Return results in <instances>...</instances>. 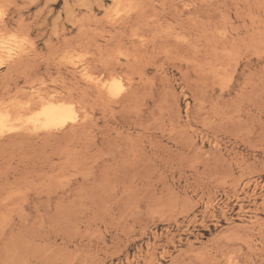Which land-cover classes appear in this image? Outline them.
<instances>
[{"label":"rangeland","instance_id":"374dc122","mask_svg":"<svg viewBox=\"0 0 264 264\" xmlns=\"http://www.w3.org/2000/svg\"><path fill=\"white\" fill-rule=\"evenodd\" d=\"M125 2L0 0V105L85 111L1 135L0 264H264V0Z\"/></svg>","mask_w":264,"mask_h":264},{"label":"bare ground","instance_id":"6f19581e","mask_svg":"<svg viewBox=\"0 0 264 264\" xmlns=\"http://www.w3.org/2000/svg\"><path fill=\"white\" fill-rule=\"evenodd\" d=\"M116 3H117V5H119L120 7H123L125 4H126V2L125 1H127V0H114ZM129 1V0H128ZM134 1V0H133ZM124 2H125V4H124ZM124 4V5H123ZM127 4H130V3H127ZM132 5V4H131ZM135 5H137V4H135ZM125 7H127V5L125 6ZM130 7V6H129ZM133 7V6H132ZM135 8H136V6H134ZM134 8V9H135ZM124 9V8H123ZM121 9H119V11H120ZM130 10H132L131 8H127V9H124V10H122L121 11V14H123L124 16H125V14L126 13H122L123 11H125V12H128V11H130ZM5 11V10H4ZM118 11V12H119ZM133 11V10H132ZM131 13V12H130ZM143 13V12H142ZM121 14H120V16H121ZM122 15V17H124ZM129 15V14H128ZM177 15V14H176ZM142 17V16H141ZM3 17H1V19H2ZM119 18H121V17H119ZM143 19V18H142ZM0 23H1V20H0ZM158 23V22H157ZM2 24V23H1ZM111 24V23H110ZM115 30V29H114ZM15 32V31H14ZM11 33V32H10ZM17 33V32H16ZM22 33V32H21ZM17 34H20L19 33V31H18V33ZM11 35L10 36V38L9 39H7L8 40V42H9V47H8V49H7V61H13L14 62V60H16V58L18 59V57H21L25 52H27L26 51V47H25V44L27 43V39L24 37V35H22V36H20V35ZM23 34V33H22ZM28 34V33H27ZM26 34V35H27ZM6 35V34H5ZM9 36V35H8ZM90 36V35H89ZM1 37V36H0ZM114 37V36H113ZM89 38V37H88ZM152 38V37H151ZM216 38V37H215ZM6 39V38H5ZM29 40V39H28ZM2 41H4V40H2ZM120 41V40H119ZM5 43V42H4ZM85 43H88V42H85ZM84 43V44H85ZM28 44V43H27ZM27 44H26V46H27ZM30 44V43H29ZM123 44V43H122ZM82 46V45H81ZM118 46V45H117ZM76 48V47H75ZM81 48V47H80ZM118 48H120V51L122 50V48L121 47H118ZM70 49V48H69ZM69 49H67V50H69ZM71 49H72V47H71ZM73 49H74V47H73ZM93 49V48H92ZM4 50H6V48H4ZM65 50H66V48H65ZM75 50V49H74ZM125 49H123V51H124ZM86 50H84V52H85ZM102 51V50H101ZM118 51H119V49H118ZM73 51H71V53H72ZM75 52H77V51H75ZM75 52H73V54L75 53ZM86 52H88V50L86 51ZM92 52V51H91ZM105 52V51H104ZM113 52V51H112ZM122 52V51H121ZM121 52H117L118 54L119 53H121ZM6 53V52H5ZM63 53H65V52H63ZM70 53V52H69ZM83 52L82 51H80V54H82ZM89 53V52H88ZM88 53H87V55H88ZM126 53V52H125ZM124 52L122 53V54H120V55H124L125 54ZM26 54V53H25ZM58 54V53H57ZM67 54V53H66ZM84 54V53H83ZM82 54V55H83ZM90 54H92V53H90ZM103 54V53H102ZM111 54V53H110ZM132 54V53H131ZM198 54V53H197ZM76 55V54H75ZM95 55V54H94ZM142 55V54H141ZM24 56V55H23ZM22 56V57H23ZM74 56V55H73ZM78 56H80L79 54H78ZM84 56H85V54H84ZM104 56V55H103ZM128 56V55H127ZM127 56H126V58H127ZM67 57V56H66ZM74 57H76V56H74ZM81 57V56H80ZM79 57V58H80ZM88 57V56H87ZM90 57V56H89ZM105 57V56H104ZM122 57V56H121ZM124 57V56H123ZM129 57V56H128ZM132 57V56H131ZM61 58H63V57H61ZM82 58V57H81ZM101 58V57H100ZM125 58V57H124ZM125 58V59H126ZM84 59V58H83ZM83 59H82V61H83ZM86 59V58H85ZM63 60V59H62ZM67 60V59H66ZM66 60H63V61H66ZM78 60V59H77ZM76 60V61H77ZM89 60V59H88ZM3 61V60H2ZM6 61V62H7ZM18 61V60H17ZM24 61V60H23ZM63 61H60V62H62L63 63ZM74 61V60H73ZM81 61V62H82ZM87 61V60H86ZM4 62V61H3ZM72 62V61H71ZM79 62V61H78ZM81 62H79V64H81ZM83 62H85V61H83ZM87 62H90V60L89 61H87ZM106 62V61H105ZM112 62V61H111ZM65 64H66V62H64ZM73 63V62H72ZM75 63H77V62H75ZM86 63V62H85ZM122 63V62H121ZM1 64V63H0ZM8 64V63H7ZM82 64H84V63H82ZM81 64V65H82ZM122 65V64H121ZM88 66H90L89 64H88ZM78 68V67H77ZM76 68V69H77ZM91 70H92V68L91 67H89ZM135 68V67H134ZM80 69V68H79ZM90 69H88V67L87 66H82L81 67V69H80V72H81V76H79V77H82L83 78V80H87L88 82L89 81H97L96 83H98L99 84V86L101 87V89H103L104 90V92H101V93H108L109 95H111L112 97L115 95V96H117V94H121V93H125V90H124V88H126V86H124V84H123V76H120V74H119V76H118V73H117V71L115 72V73H117V76H111V77H113V78H111L110 80L109 79H106V80H99L98 78H94L93 77V75L91 74L92 72H89V70ZM132 69V68H131ZM143 69V68H142ZM74 70H75V68H74ZM70 71V70H69ZM72 71V70H71ZM137 71V70H136ZM74 72V71H73ZM108 72H111V71H108ZM114 72V71H113ZM119 72V71H118ZM102 73V72H101ZM102 74H104V73H102ZM125 74H127V73H125ZM124 74V75H125ZM75 75V74H74ZM80 75V74H79ZM122 75V74H121ZM130 75H132L131 73H130ZM108 78V77H107ZM126 79H127V76L125 77ZM81 79V78H80ZM101 79V78H100ZM40 80V79H39ZM42 80V79H41ZM99 81V82H98ZM72 82V81H71ZM71 82H70V84H71ZM75 82V81H74ZM48 83V82H47ZM30 84H32V83H30ZM95 84V83H94ZM39 85H40V83H39ZM33 86V85H32ZM77 86V85H76ZM98 86V85H97ZM29 87H30V85H29ZM129 87V86H128ZM40 88H41V85H40ZM86 88V87H85ZM90 88V87H89ZM31 89H32V87H31ZM80 89V88H79ZM44 90V89H43ZM130 90V89H129ZM65 91V90H64ZM66 91H68V90H66ZM65 91V92H66ZM76 91V90H75ZM123 91V92H122ZM127 91V90H126ZM33 92V91H32ZM31 92V93H32ZM57 92V91H56ZM59 92H60V90H59ZM43 93V91L41 92L40 91V93H38L37 94V96H38V100H35L34 102H33V98H31V100H32V102H30V101H27V102H23V103H21V102H18V99L17 100H15L14 102H13V100H12V102L10 103L9 101L13 98H11L9 101H8V103H6V104H2V105H0V137H1V135H3L5 132H8V131H12L13 132V130H15V129H21V128H25V129H32V130H34V131H38V130H44V133H45V131L46 130H48V132L50 131V132H52L51 130H58V129H60V131H65V130H62V128H65V127H67V125L68 124H71L72 125V127H73V123H77L80 119H83V118H81V117H84V115H85V111H84V114H81V113H83L82 111H80V107H78V105H80L81 104V106H83L82 105V103H76L75 101H73V99L72 100H70L69 98L70 97H68L67 99L68 100H66L65 98H66V96H65V98L64 97H59V95L57 96H53V97H48V96H45V95H47L45 92H44V94L45 95H43L42 94ZM67 93V92H66ZM70 93V92H69ZM106 93V94H107ZM32 94H35V93H32ZM64 94V93H63ZM62 94V96H64ZM14 95V94H13ZM36 95V94H35ZM68 95V94H67ZM73 94H71V96H72ZM86 95H88V94H86ZM11 96V95H10ZM17 96V95H16ZM101 96V95H100ZM103 96V95H102ZM35 97V96H34ZM81 97V96H80ZM105 97V96H104ZM109 97V96H108ZM72 98H74V97H72ZM19 99H21V98H19ZM76 99V98H75ZM94 99V98H93ZM95 99H97V98H95ZM24 100V99H23ZM82 100V99H81ZM83 100H85V99H83ZM82 100V101H83ZM5 101V100H4ZM22 101V100H21ZM97 101V100H96ZM0 103H3V102H0ZM78 104V105H77ZM90 104V103H89ZM104 104V103H103ZM83 108V107H82ZM82 110V109H81ZM83 115V116H82ZM96 120H97V118H96ZM80 121H82V120H80ZM75 125V124H74ZM74 128V127H73ZM66 129V128H65ZM68 129V128H67ZM56 130V131H57ZM72 130V129H71ZM18 131V130H17ZM20 131V130H19ZM55 131V132H56ZM59 131V130H58ZM59 131V132H60ZM67 131V130H66ZM20 132H22V129H21V131ZM40 132V131H39ZM47 132V131H46ZM50 132H49V134H50ZM54 132V133H55ZM53 133V132H52ZM57 133V132H56ZM67 154V153H66ZM10 215V214H9Z\"/></svg>","mask_w":264,"mask_h":264}]
</instances>
